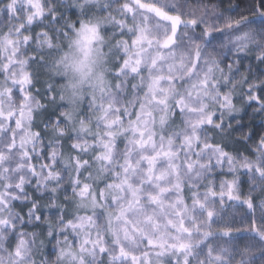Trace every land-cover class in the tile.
Listing matches in <instances>:
<instances>
[{"label": "clouds", "instance_id": "1", "mask_svg": "<svg viewBox=\"0 0 264 264\" xmlns=\"http://www.w3.org/2000/svg\"><path fill=\"white\" fill-rule=\"evenodd\" d=\"M0 264H264V0H0Z\"/></svg>", "mask_w": 264, "mask_h": 264}]
</instances>
